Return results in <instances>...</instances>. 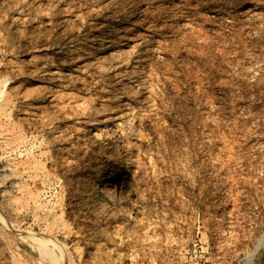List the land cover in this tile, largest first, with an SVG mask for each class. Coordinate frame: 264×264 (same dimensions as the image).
<instances>
[{"label":"rangeland","instance_id":"obj_1","mask_svg":"<svg viewBox=\"0 0 264 264\" xmlns=\"http://www.w3.org/2000/svg\"><path fill=\"white\" fill-rule=\"evenodd\" d=\"M28 234L264 264V0H0V264H51Z\"/></svg>","mask_w":264,"mask_h":264},{"label":"bare ground","instance_id":"obj_2","mask_svg":"<svg viewBox=\"0 0 264 264\" xmlns=\"http://www.w3.org/2000/svg\"><path fill=\"white\" fill-rule=\"evenodd\" d=\"M117 185L118 184L116 181L112 182L107 187L106 192L108 193L111 200H118L120 203L119 205L121 206L120 208H122L123 205H122V201L119 197V190H118ZM28 239L31 243H33V247L35 249H37V251H39L40 254L46 256L49 259L51 264H63V262H64L63 257L57 251V246L53 242V240L45 239V240H48V243H47V241H44V243H46V246H45V245H43V241H41L42 240L41 237H38L36 235H29Z\"/></svg>","mask_w":264,"mask_h":264}]
</instances>
